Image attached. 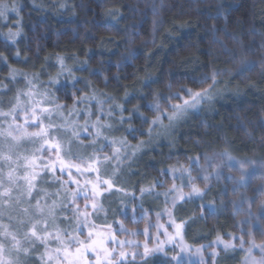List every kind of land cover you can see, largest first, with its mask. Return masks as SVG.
<instances>
[{"label": "trees", "instance_id": "trees-1", "mask_svg": "<svg viewBox=\"0 0 264 264\" xmlns=\"http://www.w3.org/2000/svg\"><path fill=\"white\" fill-rule=\"evenodd\" d=\"M198 94L207 95L198 110L170 117ZM40 98L58 101L50 109L85 119L90 130L101 102L113 121L123 122L116 140L131 147L149 140L160 122L187 117L178 134L144 152L133 177L120 182L114 170L108 174L122 193L105 195V224L114 225L124 210L161 214L172 205L158 194L175 186L171 168L183 164L196 176L193 160L230 146L250 158L264 154V0H0V134L7 137L5 123L23 103ZM104 147L114 153L101 163L110 164L116 149L103 143L97 149ZM30 153L8 159L0 153V264H18L21 249L24 264H49L46 246L57 241L50 242L48 226L38 225V204L57 202L62 226L70 215L64 213L72 207L65 205L71 190L49 166L30 178L23 165ZM263 188V176L238 192L230 186L218 213L177 203V216L186 212L177 220L201 218L208 239L238 234L237 224L250 216L236 205L245 195L251 212L259 213ZM115 195L121 205H110ZM125 220L134 227L130 216ZM261 222L264 229V217ZM244 229L251 241L252 227ZM253 232L263 242V233Z\"/></svg>", "mask_w": 264, "mask_h": 264}, {"label": "rangeland", "instance_id": "rangeland-1", "mask_svg": "<svg viewBox=\"0 0 264 264\" xmlns=\"http://www.w3.org/2000/svg\"><path fill=\"white\" fill-rule=\"evenodd\" d=\"M217 94L223 93L217 90ZM32 99L22 104L21 113H17L18 116L14 114L15 120L14 117H10L13 119L5 123L6 128L3 132L7 137L0 134V153L4 154L5 159L6 154L21 157L22 154L31 152L25 157L23 164L25 169L29 170L30 178L47 166L53 171L54 166L56 171L53 172H59L61 183L71 190L72 199L65 205L68 207L72 203V207L69 212L64 213L70 214L66 217L64 226L57 220V202L50 200L41 206L38 204L41 211L37 210L36 215L42 217L38 225L42 223L43 227L48 226L49 232L46 235H52L50 242L57 241L54 246L49 244L46 246L49 264H97L96 257L91 253L82 256L85 247L93 240H107L106 248L111 253L107 259L112 264H153V262L210 264V260L211 264H264V239L263 242L258 243L253 232L260 231L264 236L261 222L264 217V203L259 213L253 214L250 201L243 195L240 203L236 205L237 212L241 215L249 214L250 220L239 221L236 231L240 233L222 235L217 233L212 239H208L209 236L202 233L201 218H196L197 222H192L189 218L183 221L177 220L178 216L185 218L186 212L180 214L178 212L177 216L179 209L176 207L181 205L177 203L188 202L196 203L200 208H208L211 212H221L223 203L220 197L229 191L230 186L233 192H238L241 188H246L254 176L264 177V154L250 158L230 146L225 151L218 150L206 160H193L191 164L197 165L199 171L196 176L188 166L185 167L183 164L175 166L170 170L175 186L171 190L158 193L165 203H172L163 213L150 216L147 211L137 215L135 214L137 210L132 213L124 210L122 213L124 216L115 218L114 225L105 224L104 222L110 217L102 215L105 212L104 200L105 195L110 192L104 189L103 197L93 194L91 185L97 183V176L88 170L91 167L89 161L100 160L101 185L105 179L110 181L108 174L111 170L116 172V177L122 182L128 175L133 177V173L136 172L135 167L146 152L149 154L161 142H166L168 135L171 139L173 135L178 134L187 117L171 120V125H167L164 121L160 122L156 129L149 130V140L132 144L131 147L119 142V139L116 140L119 137H115V134L123 130V122L113 121V118L104 111L101 102L99 103L101 108L96 110L97 115L92 118L97 126H92L90 130L83 122L85 119L67 116L60 110L61 114L56 111L58 109L56 106H52L54 110L50 109V105L57 104L58 101L47 102L44 98H40V103L39 101L37 103ZM206 100V94L195 95L192 101L177 108L175 114L170 117L176 118L187 109L198 110ZM68 111L70 114L77 112L72 108H68ZM25 117L28 120L27 124ZM34 117H40L41 124H33ZM45 132L48 133L47 136L44 135ZM48 139L57 143L60 150L50 151L44 148ZM100 143L112 145L116 149L110 164H103L101 161L108 160L114 152L105 147L97 149ZM91 156L94 157L90 159ZM61 159L66 163H60ZM258 191L264 192V188ZM152 192L151 189L145 190L142 195ZM117 193L120 195L122 192L118 190ZM149 197L150 203L155 201L153 196ZM109 202L110 205L120 204L117 195L110 198ZM184 205L188 208L189 204ZM138 206L133 207L137 209ZM128 216L134 225L133 228L128 227L125 222ZM244 225H249L253 229L250 232L251 241H247L242 236L245 232ZM204 240L210 241L203 242ZM23 251L21 249L16 255L15 260L18 259V264H24L25 260L20 257ZM122 253L126 255L122 257ZM27 255L32 257L29 252ZM100 256H104L103 251L100 252ZM104 264H107V261H104Z\"/></svg>", "mask_w": 264, "mask_h": 264}, {"label": "snow or ice", "instance_id": "snow-or-ice-1", "mask_svg": "<svg viewBox=\"0 0 264 264\" xmlns=\"http://www.w3.org/2000/svg\"><path fill=\"white\" fill-rule=\"evenodd\" d=\"M25 123H28L27 118L25 117ZM33 124H41V118L40 117H34L32 120ZM45 136L48 135L47 132L44 133ZM44 148H48L50 151H59V145L57 143H54L51 139L46 140L45 144H44ZM62 164H65L66 162H64L62 159L59 161ZM89 165L91 167H89V171L93 172L96 174L97 176V183L96 184H92L91 185V190L93 192L94 195H99L100 197H103V195L105 194L104 189H107L108 192H112V191H118L119 189L115 188V185H113L111 183V181L105 179L103 181V185L100 184L99 182V167H100V160L97 159L95 161H89ZM39 165L37 164L36 167H38ZM53 171H56V168L53 166L52 168ZM88 183V182H86ZM106 243L107 240H93L89 246L85 247L82 256H87L89 253H91L93 256L96 257L97 259V264H104V261H107V264H112V262L110 260H108V256L111 255V253L107 250L106 248ZM103 251L104 252V256L101 257L100 256V252ZM122 257L125 256L126 254H121Z\"/></svg>", "mask_w": 264, "mask_h": 264}]
</instances>
